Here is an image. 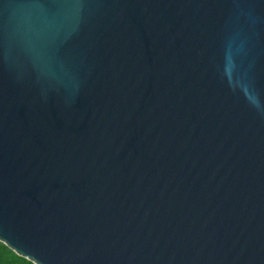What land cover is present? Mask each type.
Masks as SVG:
<instances>
[{"label":"water","instance_id":"obj_1","mask_svg":"<svg viewBox=\"0 0 264 264\" xmlns=\"http://www.w3.org/2000/svg\"><path fill=\"white\" fill-rule=\"evenodd\" d=\"M0 241L264 264V0H0Z\"/></svg>","mask_w":264,"mask_h":264},{"label":"trees","instance_id":"obj_2","mask_svg":"<svg viewBox=\"0 0 264 264\" xmlns=\"http://www.w3.org/2000/svg\"><path fill=\"white\" fill-rule=\"evenodd\" d=\"M0 264H35L18 255L11 248L0 241Z\"/></svg>","mask_w":264,"mask_h":264}]
</instances>
